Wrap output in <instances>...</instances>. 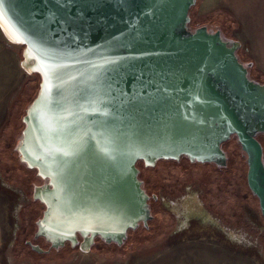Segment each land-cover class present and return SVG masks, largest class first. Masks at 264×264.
<instances>
[{
  "label": "water",
  "instance_id": "1",
  "mask_svg": "<svg viewBox=\"0 0 264 264\" xmlns=\"http://www.w3.org/2000/svg\"><path fill=\"white\" fill-rule=\"evenodd\" d=\"M195 3L0 0V33L39 78L16 152L47 181L34 189L45 206L35 236L52 248L120 247L151 219L138 161L224 166L234 137L264 220V83L249 79L238 41L190 29Z\"/></svg>",
  "mask_w": 264,
  "mask_h": 264
},
{
  "label": "rangeland",
  "instance_id": "2",
  "mask_svg": "<svg viewBox=\"0 0 264 264\" xmlns=\"http://www.w3.org/2000/svg\"><path fill=\"white\" fill-rule=\"evenodd\" d=\"M222 1L233 0H196L189 27L218 29L224 38L238 41L241 63L252 65L249 79L262 84L264 31L246 36L244 23ZM20 59L21 48L0 33V264H264V220L247 187L246 157L236 138L223 146L228 160L222 169L184 160L159 162L152 169L139 165L146 191L165 199V209L152 203L147 226L131 231L120 247L96 240L88 254L68 246L47 254L32 251L23 239L40 211H30L31 187L18 164L12 170L7 155L12 156L22 117L38 91L39 78L26 75ZM257 139L264 151V136Z\"/></svg>",
  "mask_w": 264,
  "mask_h": 264
},
{
  "label": "flooded vegetation",
  "instance_id": "3",
  "mask_svg": "<svg viewBox=\"0 0 264 264\" xmlns=\"http://www.w3.org/2000/svg\"><path fill=\"white\" fill-rule=\"evenodd\" d=\"M224 39H226V38H224ZM237 57H238V55H237ZM238 59H239V57H238ZM239 61L241 62V60L239 59ZM244 64V63H243ZM246 64V63H245ZM248 64V63H247ZM252 66V65H251ZM250 67H248V69H249ZM249 76H250V74H249ZM38 77V76H37ZM34 99V98H33ZM21 122H22V120H21ZM23 124V123H22ZM23 128H24V125H23ZM23 128H22V130H23ZM22 130L20 131V135H21V132H22ZM20 135H19V137H20ZM264 136V135H263ZM19 139V138H18ZM18 139H17V141H18ZM258 141H260V140H258ZM225 143H227V142H225ZM224 143V144H225ZM224 144H222L221 145V149L223 150V146H224ZM223 152L225 153V151L223 150ZM11 154H12V156L10 155V154H7L8 156H9V158H10V160L12 161V166H10L11 168H12V170L14 171V172H16V169H17V164L20 166L19 168H21L22 170H23V172L25 173V176H26V181H27V183H29V185H30V187H31V195H30V201H29V208H30V211H34V209L35 210H37V211H40V215H38L39 217H38V219H36L34 222H33V224H34V232L32 233V227H33V224L31 225V234L30 235H28V238H27V235H25V238L23 239V242H24V244L25 245H27L32 251H34L35 253H37V254H47V253H49V252H51L52 250H54V251H58V250H61V249H63V247H66V246H68L69 248H74V249H77L78 251H79V248H78V246H76V247H71V244L69 243V242H65L64 243V245L62 246V247H60L59 249H54V248H52L51 247V245H50V243H48L43 237H36L35 236V234H36V231H37V221L42 217V215H43V212H44V210H45V206L40 202V201H38V200H35L34 199V197H33V194H34V189L36 188V187H42V186H44V185H46L47 184V181H45V180H42L40 177H38V175H37V172H36V170H33V169H28L27 167H26V165L25 164H23V163H21V161H20V159H19V157H18V153L16 152V141L14 142V144H13V146H12V151H11ZM225 155H226V153H225ZM226 159L228 160V158H227V155H226ZM183 160L186 162V163H188V164H190V165H205V164H211V165H214L217 169L219 168V169H222V168H224L225 166H227V160H226V164L224 165V166H219V165H217V164H215V163H197V162H191V161H189L186 157H180L179 158V160H177V161H174V160H158L156 163H155V165L153 166V167H146L145 165H144V163L142 162V161H138L137 163H136V168L139 170V174H138V179L141 181V183H142V188H143V190L145 191V193L148 195V197H149V200H148V205H149V209H150V214H151V205H152V203L153 204H155V205H157L158 206V208L161 210L162 208L163 209H165L164 208V206H165V204H164V201H165V199H161V197H160V195L159 194H149L147 191H146V189H145V187H144V181L140 178V168H139V165H141V167H143V168H154L159 162H168V163H173V164H180L181 162H183ZM187 176H189V175H187ZM251 193V192H250ZM251 195H253L252 193H251ZM254 196V195H253ZM172 197V196H171ZM255 197V196H254ZM256 198V197H255ZM172 201H169L168 203H171ZM164 204V205H163ZM173 204V203H172ZM195 206H197V207H199L198 205H196V204H194ZM188 207H189V204H188ZM199 210V209H198ZM195 214L198 216V218H202V213L201 214H199L198 212H195ZM173 217H174V220H176V216L173 214ZM263 219V218H262ZM150 221V220H149ZM148 221V222H149ZM142 224H140L139 226H141ZM139 226H138V228H139ZM137 228V229H138ZM136 229V230H137ZM135 231V230H134ZM130 233V232H129ZM129 233L127 234V237H128V235H129ZM176 234V233H175ZM77 239H78V241H81V239H80V237L79 236H77ZM97 240V239H96ZM96 240H95V242H96ZM126 240H127V238H126ZM125 240V241H126ZM193 240V239H192ZM125 241H124V243H125ZM123 243V244H124ZM122 244V245H123ZM94 245V244H93ZM175 245H177V244H175ZM46 247L45 249L43 248V247ZM33 247H38L39 249H41V251L42 252H36L35 250H33ZM92 247L93 246H91L90 247V251H91V249H92ZM80 252V251H79Z\"/></svg>",
  "mask_w": 264,
  "mask_h": 264
},
{
  "label": "crops",
  "instance_id": "4",
  "mask_svg": "<svg viewBox=\"0 0 264 264\" xmlns=\"http://www.w3.org/2000/svg\"><path fill=\"white\" fill-rule=\"evenodd\" d=\"M222 3L231 7L233 16L244 23L246 36L261 35L253 33L257 29L264 31V0H233L231 3Z\"/></svg>",
  "mask_w": 264,
  "mask_h": 264
},
{
  "label": "trees",
  "instance_id": "5",
  "mask_svg": "<svg viewBox=\"0 0 264 264\" xmlns=\"http://www.w3.org/2000/svg\"><path fill=\"white\" fill-rule=\"evenodd\" d=\"M38 87V86H37ZM37 90H38V88H37ZM37 93V92H36ZM36 93H35V95H34V97L36 96ZM235 138V137H234ZM97 241H101L100 239H97ZM102 242V241H101Z\"/></svg>",
  "mask_w": 264,
  "mask_h": 264
},
{
  "label": "bare ground",
  "instance_id": "6",
  "mask_svg": "<svg viewBox=\"0 0 264 264\" xmlns=\"http://www.w3.org/2000/svg\"><path fill=\"white\" fill-rule=\"evenodd\" d=\"M236 55H237V53H236ZM37 94V93H36ZM262 145V144H261Z\"/></svg>",
  "mask_w": 264,
  "mask_h": 264
}]
</instances>
